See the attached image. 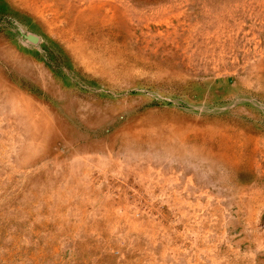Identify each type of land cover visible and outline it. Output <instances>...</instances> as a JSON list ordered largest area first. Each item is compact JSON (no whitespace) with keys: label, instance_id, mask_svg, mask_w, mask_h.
<instances>
[{"label":"rangeland","instance_id":"374dc122","mask_svg":"<svg viewBox=\"0 0 264 264\" xmlns=\"http://www.w3.org/2000/svg\"><path fill=\"white\" fill-rule=\"evenodd\" d=\"M0 264H264V0H0Z\"/></svg>","mask_w":264,"mask_h":264},{"label":"water","instance_id":"95a60500","mask_svg":"<svg viewBox=\"0 0 264 264\" xmlns=\"http://www.w3.org/2000/svg\"><path fill=\"white\" fill-rule=\"evenodd\" d=\"M27 39H29L31 41H35L37 39V37L34 36V35L29 34V35H27Z\"/></svg>","mask_w":264,"mask_h":264},{"label":"bare ground","instance_id":"6f19581e","mask_svg":"<svg viewBox=\"0 0 264 264\" xmlns=\"http://www.w3.org/2000/svg\"><path fill=\"white\" fill-rule=\"evenodd\" d=\"M37 40V39H36Z\"/></svg>","mask_w":264,"mask_h":264}]
</instances>
